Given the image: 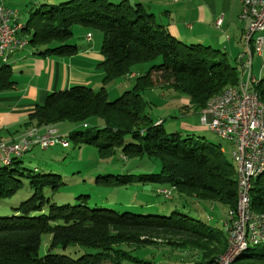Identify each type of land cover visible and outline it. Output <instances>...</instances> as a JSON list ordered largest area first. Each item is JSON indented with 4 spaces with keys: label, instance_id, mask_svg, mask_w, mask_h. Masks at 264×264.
Returning a JSON list of instances; mask_svg holds the SVG:
<instances>
[{
    "label": "trees",
    "instance_id": "trees-1",
    "mask_svg": "<svg viewBox=\"0 0 264 264\" xmlns=\"http://www.w3.org/2000/svg\"><path fill=\"white\" fill-rule=\"evenodd\" d=\"M60 2L63 0H45L31 10L18 36L27 40L33 55L69 58L78 52L70 43L75 27L99 31L102 87L97 92L79 86L50 94L27 114L25 127L45 132L70 122L87 135L77 139L81 131L75 129L65 139L97 148L102 159L118 154L124 161L158 163V173H152V167L133 176V166L123 169L122 180L110 181L106 176L96 183L111 190L153 185L155 190L171 193L165 199L155 191L156 197L165 203L174 194L182 207L156 208L142 203L118 209L72 192L63 180L67 176L53 168L29 170L14 160L0 166V264H154L145 259L142 250L157 233L186 238L184 245L198 256L194 264L213 262L226 253V232L193 219L185 208L200 203L211 211L217 207L226 216L234 210L236 181L229 174L230 165L218 146L177 132L166 133L164 122L159 120L162 123L157 125L159 121L147 113L141 92L183 93L189 105L181 109L201 113L212 97L237 85L235 60L230 62L220 50L176 40L140 1L135 5L129 0ZM55 3L59 4L52 5ZM257 64L259 70L258 60ZM143 66L148 69L136 73L132 87L109 102L105 87L131 78ZM15 87L11 67L3 63L0 93ZM254 88L264 104V78ZM125 135L131 142L125 144ZM250 206L253 212L264 214V175L252 182ZM45 235L50 239L46 253L39 256ZM77 249L85 252L70 256ZM233 264H264V245L248 247Z\"/></svg>",
    "mask_w": 264,
    "mask_h": 264
},
{
    "label": "rangeland",
    "instance_id": "rangeland-1",
    "mask_svg": "<svg viewBox=\"0 0 264 264\" xmlns=\"http://www.w3.org/2000/svg\"><path fill=\"white\" fill-rule=\"evenodd\" d=\"M68 1L69 0H63V2L60 3ZM118 1L123 0H114V3H118ZM129 2L132 5H135L138 1L135 2L134 0H129ZM24 3L25 2H18L14 0L6 1V4L10 7L8 8L15 13L16 18L20 19L22 23H25L28 20V14L26 17L25 12L26 9L23 8ZM58 4L59 3H55L52 5ZM91 34L94 36L91 45L96 44L97 48H99L102 41L101 33L96 30H91ZM75 39H77V37L73 33V37L70 41ZM78 43L81 42L79 41ZM236 55V51L228 54L229 61L232 62ZM141 68L143 69L142 72H144L148 69V66H143ZM257 68L258 64L254 56L252 73L257 76L258 80L259 77L260 79L264 78V67L262 69V74H259V71L255 73ZM126 84H129L132 87V81H129L128 83L126 82ZM126 84L122 83L121 85L125 86ZM100 88L101 86H98V88L94 87L92 88V91L97 92ZM123 92L124 90L122 92L120 91V93L118 91L116 96L108 94V101L112 102L118 99ZM161 93L162 92L159 90L157 91L154 89L144 91L143 93L141 92L143 99L148 104L147 113L151 116L152 120L156 123L159 119L162 120V122H164V130L168 134L177 132L182 136H192L194 140L205 141L218 146L222 152L223 158L227 163H229L230 175L232 179L235 180L236 166L231 157V144L208 131L207 126L203 125L200 121L202 112L200 113L199 111L193 110L184 112V110L181 109L183 106L189 105L188 97L185 94L176 92L175 94L171 93V95H169L170 92L167 93V91H165V96H163ZM55 128L58 134L62 137H67V134L75 129L81 131L79 132L81 134L77 135V139L85 138L87 135L84 129L77 128L70 122L60 123L56 125ZM26 133H24L22 137H24ZM123 138L125 144L129 141L131 142L129 135H125ZM68 141L69 147L67 149H63L60 146L48 148L46 150H42L37 146L33 147L29 153L16 160V162L20 163V167L29 170L37 168L40 169V171H45L44 169L53 168L55 169V173H60L65 177L67 176V178H64L63 180L64 182H68L70 190H73L72 192H81V195H87L94 198L98 203L114 206L118 209L138 207L141 206L142 203H146V205H153L156 208L159 206L177 209L182 207V202L179 201L174 194L172 195V199L165 201V203L163 198L156 197L155 191L157 193L158 189L155 190L156 188L153 185H148L144 188L127 187L126 189L111 190L104 189L101 187L102 184L98 185V183H96V180L99 177H101L102 182L106 176L111 177L109 178L110 181H115L116 179L122 180L123 175H121V173L124 171L123 169L133 166H136V168L131 170V174L133 176H140L144 172H148V170L152 167V173H158V163L155 162V166H152V164L144 159L124 161L123 158L118 156V154L102 159L98 155L97 148L75 143L74 141L76 140L68 139ZM116 175H119V177L115 178L114 176ZM210 209V206H203L200 203L192 204L189 206V209L185 208L186 211L190 210L189 215L193 219H197L206 223L210 227L225 232V222L227 221L226 214L221 212L217 207H215L212 211ZM49 239L48 235L43 236L39 256H43L46 253ZM150 240L152 243L148 247L143 248L142 251L146 252L145 259H152V263L154 264H156L155 260L159 262L158 264H194L198 261V256H194L196 252L191 250V247L189 248L187 245H184L186 240L184 237H175L157 233L155 236L150 238ZM249 249H251V247H249ZM84 252L85 251L82 249H77L72 251L70 256L78 257Z\"/></svg>",
    "mask_w": 264,
    "mask_h": 264
},
{
    "label": "crops",
    "instance_id": "crops-1",
    "mask_svg": "<svg viewBox=\"0 0 264 264\" xmlns=\"http://www.w3.org/2000/svg\"><path fill=\"white\" fill-rule=\"evenodd\" d=\"M0 1L9 7L6 1L10 0ZM14 1L25 2L23 8L26 9V17L31 10L45 2V0ZM134 1H140L158 24L163 25L172 37L186 45L217 49L226 54L227 58L230 53L236 51L237 57L244 51L242 35L246 24L238 21L241 12L239 0ZM14 17L16 18L15 13ZM217 18H222V24L218 29L215 27ZM16 21L23 24L20 19L16 18ZM73 33L77 39L70 43L75 44L78 50L73 57H40L33 55V51L27 46L7 59L5 64L11 67L12 80L16 87L0 93V142L8 143L21 139L28 130L25 127L27 114L37 105L43 104L50 94L79 86L91 90L94 87H102L103 72L98 67L102 62L100 47L97 48L96 44L91 45L94 39L91 31L75 27ZM87 35H90V40H87ZM79 41L81 43H78ZM1 65L3 63L0 62ZM137 72L142 73V69L131 74V78H121L109 83L105 87L107 97L108 94L116 96L118 91L120 93L130 89L131 85L126 82L132 81ZM257 72L258 68L255 73ZM122 83L126 85L122 86ZM54 129L56 130L55 127Z\"/></svg>",
    "mask_w": 264,
    "mask_h": 264
},
{
    "label": "built area",
    "instance_id": "built-area-1",
    "mask_svg": "<svg viewBox=\"0 0 264 264\" xmlns=\"http://www.w3.org/2000/svg\"><path fill=\"white\" fill-rule=\"evenodd\" d=\"M241 12L238 21L246 24L242 35V45L247 46V55L236 57L237 65L243 66L245 75L244 96H238V103H231L230 95L225 94L223 100L211 105V112L201 116V123L219 138H225L231 144V153L242 166L243 176L264 168V113L252 100V65L254 56L261 63L258 70L262 74L264 62V0H239ZM17 21L13 12L0 1V60H7L15 52L27 46L26 39L16 34ZM222 24L217 18L215 27ZM90 40V35H87ZM158 123H162L159 121ZM42 150L60 146L63 148V137L55 134L43 138L32 137V142L17 145L0 154V159L7 160L13 156H25L33 147ZM64 149V148H63ZM244 186L242 182V197ZM158 195L170 199L171 193L166 189L157 191ZM234 218L232 254L223 261L231 263V256L242 246L243 228H251L252 240H264V219H256L244 211V200L241 211L229 212ZM226 224V223H225Z\"/></svg>",
    "mask_w": 264,
    "mask_h": 264
},
{
    "label": "bare ground",
    "instance_id": "bare-ground-1",
    "mask_svg": "<svg viewBox=\"0 0 264 264\" xmlns=\"http://www.w3.org/2000/svg\"><path fill=\"white\" fill-rule=\"evenodd\" d=\"M22 30V24L17 23L16 24V34H19ZM26 43L28 44L27 40ZM244 51L240 53V55H247V46H243ZM7 60H0L1 63H6ZM236 62V59H235ZM237 64V63H236ZM238 67V75H239V80L237 85L231 86L224 90L221 94L212 97L206 104L205 109L202 111L201 116L207 115L208 113L211 112V105H215L219 103L220 101L223 100V97L225 94L228 93L231 97V103H238V96H244V84H245V75H244V68L243 66L237 65ZM260 81L257 78L256 75L252 76V100L254 101V104L257 105L259 109L262 110L264 113V104L261 103L258 99V94L254 89V86L258 84ZM161 123H158L157 125H160ZM210 132V130H208ZM56 130L55 129H49L46 130L45 132H40L36 128H31L28 130V132L19 139L18 141L15 142H0V154H2L5 151H9L11 148H15L17 145H22L23 143H30L32 142V137L35 138H43L44 136H50L52 134H55ZM222 140H225V138H220ZM69 146L68 141L63 137V148H67ZM24 156H13L7 160H1L0 159V166H8L10 165L14 160L20 159ZM232 161L236 166V173H235V181H236V205L234 211H241L243 207V200H244V211L248 212L249 215L256 219H264V214L260 213H255L251 210L250 206V192H251V185L252 182L257 179L259 176L264 175V168L260 170H255L252 173L246 174L243 176L242 174V166L238 163V159L236 157H233L231 153ZM242 182L244 186V193L242 197ZM171 197V196H170ZM225 232L227 234V249H226V254L218 257L215 259L213 262L209 264H223V261L228 258L230 254H232V244H233V233L235 232V222L234 218H229V213L227 214V221L225 222ZM259 245H264V240L258 241V240H252V234H251V228H243V240H242V246H239L236 249V252L231 256V263L233 264L234 260L240 255L245 252L248 247H253V246H259Z\"/></svg>",
    "mask_w": 264,
    "mask_h": 264
}]
</instances>
